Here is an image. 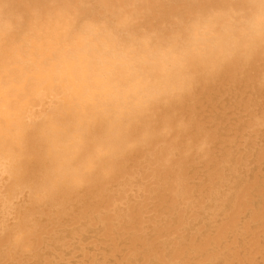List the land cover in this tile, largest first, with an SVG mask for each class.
Listing matches in <instances>:
<instances>
[{"label":"clouds","instance_id":"9594fccd","mask_svg":"<svg viewBox=\"0 0 264 264\" xmlns=\"http://www.w3.org/2000/svg\"><path fill=\"white\" fill-rule=\"evenodd\" d=\"M162 2L173 0H0V234L25 202L79 193L137 151L153 179L177 172L173 195L185 200L179 162L208 160L212 141L177 108L264 55V0H183L156 24ZM249 112L246 140L264 134V112ZM29 135L41 170L25 181ZM135 180L130 195L143 191ZM27 234L17 230L14 243Z\"/></svg>","mask_w":264,"mask_h":264},{"label":"bare ground","instance_id":"6f19581e","mask_svg":"<svg viewBox=\"0 0 264 264\" xmlns=\"http://www.w3.org/2000/svg\"><path fill=\"white\" fill-rule=\"evenodd\" d=\"M184 7L183 0L162 2L152 20L163 23ZM262 74L258 55L243 72L230 66L201 84L177 108L194 118L193 135L203 130L212 141L208 160L179 162L185 200L173 195L177 172L156 171L153 179L146 153L137 151L118 161L109 179L98 174L79 193L22 204L18 223L0 234V264H264V134L245 139L249 108L264 112ZM25 143L33 156L23 162L30 181L41 170L39 145L32 135ZM133 176L143 188L136 195L128 188ZM17 230L28 233L19 245Z\"/></svg>","mask_w":264,"mask_h":264}]
</instances>
